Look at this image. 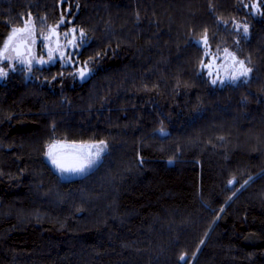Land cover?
<instances>
[{
	"label": "trees",
	"instance_id": "16d2710c",
	"mask_svg": "<svg viewBox=\"0 0 264 264\" xmlns=\"http://www.w3.org/2000/svg\"><path fill=\"white\" fill-rule=\"evenodd\" d=\"M29 13L86 42L0 80V264H264V0H0V41ZM205 30L247 79L211 83ZM54 141L107 148L65 178Z\"/></svg>",
	"mask_w": 264,
	"mask_h": 264
},
{
	"label": "snow or ice",
	"instance_id": "6c2138e0",
	"mask_svg": "<svg viewBox=\"0 0 264 264\" xmlns=\"http://www.w3.org/2000/svg\"><path fill=\"white\" fill-rule=\"evenodd\" d=\"M62 3L66 2V0H61ZM255 8L256 12H261V8L259 2L252 5ZM264 14V13H262ZM23 26L22 27H12L10 33L7 35V39L0 41V65L5 62L16 61L21 65H27L28 71H31L33 61L37 64H47V63H55L57 59H61L65 64L76 63L72 59V56H65V52L68 46H72L74 48H79L81 43L85 41V32L83 29L72 28L69 31L63 33L65 37L71 36L70 39L67 40L66 45H61L59 42V34L56 31V28L59 27V24H63L64 20L61 19L59 24L55 27L49 28L48 34L45 35L43 31L40 32V37H42L41 45L42 49L46 50L47 60L44 59V56L41 55L37 58L36 54L33 51V46L37 43L36 39V27L35 23L31 19V14L29 13V18L26 20L22 19ZM223 23H227L224 21ZM240 25H237L239 28ZM77 32L79 36L77 37ZM243 33L246 35L248 33V25H243ZM53 37H56L53 40ZM196 44H203L206 46V50L204 55L209 57V63L204 64L202 66L205 68H210L212 61L215 59H219L218 56L211 55V46L208 45V34L207 30H205L202 37L198 40H195ZM55 45V46H52ZM217 52L220 51L219 47L216 49ZM224 60H228L231 57L232 63L229 67L232 68L230 74L227 75V79L230 81H236L240 77H247L251 72L250 68L245 67L243 60H236L235 54L229 52L227 48L223 49ZM87 65L88 61H84L83 67H77L76 73H70L71 75L78 74L80 78H85L87 74ZM9 69L12 71L16 70V65L12 63H8L7 67L0 66V78H4L8 76ZM59 75L63 76V73ZM211 75V72H209ZM53 79H56L53 76ZM212 84H216L217 80L212 79ZM220 83L223 84L224 80H220ZM161 132L164 130L161 129ZM64 146L60 144L58 141H54L48 145V151L46 155L51 159L52 164H54L62 173H84L92 168L100 159L101 153L105 151L107 148V144L104 141H100L94 145H82V146H74L76 148L75 151L71 153H66L61 149ZM95 149V151H92ZM70 157V159H69ZM229 183H233V181H229ZM247 183V181H245ZM187 254H182L179 259L181 261H185Z\"/></svg>",
	"mask_w": 264,
	"mask_h": 264
},
{
	"label": "flooded vegetation",
	"instance_id": "af4514ba",
	"mask_svg": "<svg viewBox=\"0 0 264 264\" xmlns=\"http://www.w3.org/2000/svg\"><path fill=\"white\" fill-rule=\"evenodd\" d=\"M60 22V21H59ZM59 22L57 24H50L49 27L47 28V30L44 31L45 35L48 34V31H49V28L50 26L51 27H55L56 25L59 24ZM72 28H76L79 30V28H77L75 25L71 24V23H67L64 21L63 24H59V27L56 28V31L57 33L59 34V42L60 44L63 46V45H66L67 44V40L71 38V36L69 37H65L63 35L64 32L66 31H69L70 29ZM39 29H36V39H37V43L33 46V51L34 53L36 54L37 58H39L41 55L44 56V59L47 60V55H46V50L42 49V45H41V40H42V37H40V31H38ZM79 36V33L77 32V37ZM56 37H53V40H55ZM86 42V37H85V41L81 43V46L77 49V48H74L72 46H68L67 47V50L65 52V56H69L71 55L72 56V59L74 61H76V63H69V64H65L63 60L61 59H57L55 61V63H47V64H37L35 61H33V64H32V72L34 70H37L39 68H42V67H49L50 65H60V64H65V65H73V66H78L79 64V61H81V54H82V47L83 45L85 44ZM52 46H55V45H52ZM6 64V63H4ZM4 64H2L1 66H4V67H7L5 66ZM17 64V63H16ZM15 64V65H16ZM19 66H21L19 63L17 64ZM10 71V69H9Z\"/></svg>",
	"mask_w": 264,
	"mask_h": 264
},
{
	"label": "rangeland",
	"instance_id": "374dc122",
	"mask_svg": "<svg viewBox=\"0 0 264 264\" xmlns=\"http://www.w3.org/2000/svg\"><path fill=\"white\" fill-rule=\"evenodd\" d=\"M32 21L34 22L33 19H32ZM22 26L23 25H21V26H15V27H22ZM35 27H36V25H35ZM36 29H37V27H36ZM6 39H7V37H6ZM198 39H200V38H198ZM198 39H196V40H198ZM210 51H211V55L212 56H218L220 58L219 59H215L214 61H212L211 67L210 68H207L208 72H211V75H209V76L211 77V79H216L217 80V83H220V80H224V82L230 81V80L227 79V75L230 74L231 71H232V68L229 67V65H231V63H232L231 57H229L228 60H224V53H223V51L217 52V51L212 50V49H210ZM229 52H231V51L229 50ZM236 60L239 61V60H243V59H241L240 57H238V58L236 57ZM5 63L6 64H8V63L16 64L17 62L16 61H11V62H5ZM208 63H209V59H208V61H207L206 64H208ZM244 65H245V67L248 68V65L246 64L245 61H244ZM21 66L24 67V68H26L27 71H28L27 65H21ZM79 67H81V66H79ZM87 70H88V68H87ZM28 72L31 73L32 70L31 71H28ZM248 76L247 77H240L238 80H241V79L245 80V79L248 78ZM2 79L3 78H0V80H2ZM85 143H87V142H85ZM90 143H92V142H90ZM94 144H97V143L94 142ZM61 150L64 151V152H66V153H71V152L75 151L76 148L75 147H66V148H62ZM92 151H95V149H92ZM101 155H102V153H101ZM69 159H70V157H69ZM52 165L59 172V174L62 177H65V178H69V177H73V176H77V175L82 174V173H68V172L62 173L54 164H52Z\"/></svg>",
	"mask_w": 264,
	"mask_h": 264
},
{
	"label": "water",
	"instance_id": "95a60500",
	"mask_svg": "<svg viewBox=\"0 0 264 264\" xmlns=\"http://www.w3.org/2000/svg\"><path fill=\"white\" fill-rule=\"evenodd\" d=\"M61 145H63V148L66 147H74V146H82V145H94V143H78V142H67V143H62ZM47 159L49 161H51V159L47 156ZM234 183V180H232ZM232 184V183H231Z\"/></svg>",
	"mask_w": 264,
	"mask_h": 264
}]
</instances>
